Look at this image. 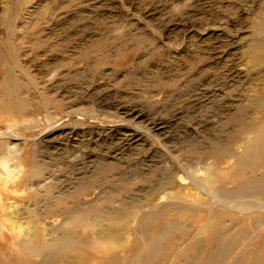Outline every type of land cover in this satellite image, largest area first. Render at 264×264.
<instances>
[{
    "label": "rangeland",
    "instance_id": "rangeland-1",
    "mask_svg": "<svg viewBox=\"0 0 264 264\" xmlns=\"http://www.w3.org/2000/svg\"><path fill=\"white\" fill-rule=\"evenodd\" d=\"M8 74L28 104L0 110V143L13 133L52 184L14 191L42 227L134 204L146 216L179 174L231 166L264 120V0H0V86ZM263 171L220 190L258 199Z\"/></svg>",
    "mask_w": 264,
    "mask_h": 264
},
{
    "label": "bare ground",
    "instance_id": "bare-ground-1",
    "mask_svg": "<svg viewBox=\"0 0 264 264\" xmlns=\"http://www.w3.org/2000/svg\"><path fill=\"white\" fill-rule=\"evenodd\" d=\"M0 88L5 93L0 95L1 112L12 119L24 115L28 101L20 97L19 80L8 74ZM4 134L8 140L0 143V239L15 252L0 253V264H264L263 192L254 199L220 190L264 170V120L251 130L242 150L229 154L235 162L228 168L214 160L194 166L187 176L179 174L180 187L161 193L167 200L160 205H175L167 213H160L163 206L157 205L145 216L135 204L138 210L117 207L96 215L72 211L62 225L47 228L41 225L45 217H35L32 204L24 201L26 194L14 191L49 192L52 184L34 158L30 170L25 167L18 159L24 149L10 145L13 133ZM261 177L264 171L255 180L261 182ZM19 200L30 211H18ZM102 220L106 223L100 224ZM101 243H106L103 248Z\"/></svg>",
    "mask_w": 264,
    "mask_h": 264
}]
</instances>
